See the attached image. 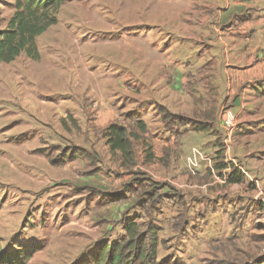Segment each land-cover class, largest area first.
Returning a JSON list of instances; mask_svg holds the SVG:
<instances>
[{
  "label": "rangeland",
  "instance_id": "374dc122",
  "mask_svg": "<svg viewBox=\"0 0 264 264\" xmlns=\"http://www.w3.org/2000/svg\"><path fill=\"white\" fill-rule=\"evenodd\" d=\"M232 2L234 13L228 16L226 10L229 0H65L57 12V23L35 39L40 54L38 60H32L25 53H21L10 63L0 62V256H9L13 264H75L97 246L109 244L122 237L115 234L114 238L97 244L98 238L95 237L103 230V225H98L99 229L90 233V224L83 225L79 218L74 221L70 220L72 216L60 217L62 209L78 207L77 199L81 197L76 192H82L88 199L98 195L86 190L87 187L80 188L77 185L78 191L72 189L76 199H68L71 193L67 191V185L58 182V178L56 181L53 177H47L49 172L42 169L39 160L42 155L52 164L60 151L62 154L71 151V143L61 141V145H52L49 150V147L36 148L32 141L25 142L29 134L34 137V132L41 130L40 124L34 121L39 119V114L25 102L32 96V87L56 85L50 84L47 78L40 82L37 76L53 71V83L59 75L60 78L64 76L62 79L68 81L71 86L82 87L80 90L87 99V90L98 86V78L94 75H97L98 62L103 58L106 64L119 70L117 74L121 78L124 76L123 87L130 91L132 96L136 95V98H133L141 104L140 107H144L146 112H151L156 98L155 103L159 105L153 106L154 113L161 120L162 117L165 118L166 121H162L168 129L177 130L185 120L167 116L160 109L162 83L153 88V78L156 72H160V61L164 60L165 55L171 54L177 58L185 50L183 56L186 62L194 60L192 64H186L187 69L192 68L193 74L194 69L208 66L207 60L214 56L213 53L216 54L214 44H220V30L225 31L228 25H244V40L239 39L249 51L256 46L255 51L261 56L258 61H264V0ZM239 2L242 4L240 7ZM13 11L14 0H0L2 27ZM147 17L154 26L155 40L158 42L152 52L146 49L145 31L141 30L143 27L136 29L134 25H140ZM170 34L180 41L169 49L167 36ZM246 50L244 48V52ZM240 53L236 50L233 57L239 59ZM198 56L201 58L196 62ZM134 58L138 61L137 85L129 79L130 67L132 70L134 67ZM149 60H154L151 62L154 65L153 71L147 72L151 65ZM237 67L239 66L236 64L235 68L240 70ZM263 71L264 66L252 72L251 76L258 72L263 75ZM233 73L243 72L234 70ZM262 75L253 77L247 89H244L246 82L240 84L237 89L234 88V91L229 87V108L234 109V113L229 116V131L232 129L229 137V158L223 155L226 148L224 140L221 139L223 127L220 122L215 123V117H220L225 105L221 101L218 82H208L210 90L196 89L195 94L191 92V98H186L185 114L190 116L193 108L201 110L194 116L199 120L196 122L208 123L210 128L190 139L191 147L197 148L203 155V159L197 156L198 166L203 161L210 164L204 159L208 156L214 171L209 170L207 163L204 168H208L206 170H209V176L212 178L219 179V175L225 178L231 171L244 177L240 184L221 183L223 189L219 193L220 200L214 201V212L209 216L205 212L197 215L198 212L192 209L185 216L188 220L183 222V217L179 215V205L171 201H178L177 193L163 186V180H154L155 177L162 176L164 171L159 167L150 168L149 165L142 164L153 174L147 176L150 179L144 177L142 191H151L154 196L145 195V200L148 201L144 203V207L138 202L134 213L131 212V217L134 216L133 219L142 227L149 222L158 229L163 251L160 257L167 264H252L253 261L264 260ZM211 76L215 77L213 74ZM117 77H107L106 86L109 83L119 86ZM194 80L196 79L191 77L187 84L191 91L193 86H205V80ZM128 95L126 92V96ZM125 97L123 96V101ZM129 99L125 98L127 107L133 106L135 101L131 99L129 102ZM87 110L67 118L70 126L76 122V127L74 125L71 130L76 137L81 135L79 128L86 131L89 125L91 126L92 113ZM75 113L78 114L77 111ZM127 114L129 116L127 112L123 114V118L125 124L131 127V120H126ZM50 127L46 134L54 133V138L57 139V128L53 124H50ZM187 127L190 128L189 125ZM224 133H227V130ZM66 140L72 141L71 138ZM35 156L38 160L34 159ZM145 157L142 156L139 161L142 162ZM169 157L165 154L164 159H159L158 166L165 164V167L178 171L177 163H171ZM185 164L187 173L192 176L187 157ZM215 165L229 166V169L217 173ZM119 170L117 165L116 171ZM186 171L183 170L179 175H185ZM176 177L178 178L175 176L173 179L175 182ZM160 187H164L169 193H163ZM221 195L225 197L221 198ZM158 196H162V199L153 202ZM62 197L67 199L59 207ZM65 214L68 215V211ZM90 236L95 242L87 240Z\"/></svg>",
  "mask_w": 264,
  "mask_h": 264
},
{
  "label": "crops",
  "instance_id": "0c3cea01",
  "mask_svg": "<svg viewBox=\"0 0 264 264\" xmlns=\"http://www.w3.org/2000/svg\"><path fill=\"white\" fill-rule=\"evenodd\" d=\"M232 4V0H229V6H227L226 10L228 16L230 13H234ZM238 4L239 7L242 5L241 2ZM147 21L148 17L140 25L139 23H134V25L136 29L143 27L141 30L145 31L146 49L152 52L155 45H158V42L156 41L157 39L155 40L153 24ZM243 29L244 25H228L225 31L220 30V44L219 46L214 44L217 52L216 54L213 53L212 55L214 56H211L207 60L208 66H204L203 69H194V73L192 74V68L187 69L186 64H192L194 60L186 62V58L183 56L185 54L184 50L177 58H174L171 54L165 55L163 57L164 60L160 61V72H156L153 78L155 80L153 88L161 83L163 85L160 106L172 115L184 117L188 116L185 114L187 113L185 105L187 96L190 97L191 92L195 94L196 89L210 90L208 82H218V87L221 91V101L225 105L220 117H215V123L220 122V126L223 127L221 131L223 132L222 138H220L222 141L224 140L226 145V148H224L225 152H223L225 158H229V137L232 132V129L229 131V126L225 122H230L229 116L234 113V109L231 110L229 108V87L233 88L232 91H234V88L237 89L240 84L246 82L247 85L244 89H247V86L252 82L250 80L254 79L253 77H261L262 75V72H258L254 76H251L252 72L264 66V61H258L261 56L255 51L257 50L256 46L253 47V50L249 51L248 47L244 46V42L239 39L244 40ZM205 31L211 32L209 29H205ZM167 39V44L170 46L169 49L177 45V41H180L171 34L167 36ZM163 44L166 43L163 42ZM244 48L247 49L245 52ZM236 50L241 52L239 59L233 57ZM177 51L179 53L180 50L177 48ZM250 56H252V61L250 60ZM198 57L196 62L201 58V56ZM133 61L134 67L133 70L130 67L129 79L137 85V58H134ZM213 61H215V64H213ZM149 62H154V60H149ZM236 64L240 70L235 68ZM153 65L151 63L147 72L153 71ZM234 70L243 73L234 74ZM117 73H119V70L113 65L106 64L105 59L102 58L101 62H98L97 75H94L98 78V86L97 88L87 90L86 94L88 98L86 99L84 93L80 90L82 87L71 86L68 81L62 79L64 76L60 78V75L55 80V83H53L52 76L54 73L53 71H49L47 74H39L37 79L41 82L47 78L50 84L56 85L32 87V96L25 100L28 106L39 114V119H34V121L38 122L41 127V130L34 132V137H31L32 135L29 134L25 142L32 141L36 148L49 147V150L52 145H61V141L73 145L71 151L68 153L63 152L62 154L60 151L59 156L52 161V164H50L47 157L43 155L40 157L42 169L49 172L46 174L47 177H53L56 181H58V178V182L67 185V191L71 193L68 199L75 198L72 189L78 191L77 185L80 188L87 187L86 190L98 195V197L88 199L82 192L78 191L76 193L81 197L77 199L78 204L76 206L78 207L70 210L62 209L60 212V217L72 216L70 220L76 221L79 218L78 220H81L83 225L90 224V233L94 229H99L98 225H103V230L98 234L95 233L97 234L95 238H98L96 239L97 244L101 243V241L114 238L115 234L123 236V225L126 219L131 218V212L134 213V208L138 205V202L142 203L141 200H145L146 191H142L144 188L142 184L145 182L143 179L152 174V172L144 168L142 164L149 165L150 168L159 167L164 171L162 176H157L154 180H163V186L177 193L179 203L175 204L179 205V209H181L180 213L183 210V216H186L192 209L198 212L197 215H202L205 212L209 216L212 211L214 212V201L220 200L219 193L223 189L221 183H226V179L220 175L219 179L209 176L208 171L212 172L214 170L213 167L212 169L210 168V164L204 161L195 169L192 176L190 175L191 173H187L185 160L193 148L191 147L190 139L191 137L195 138L197 135H201L200 131H194L187 127V125L179 126L177 130L168 129L165 123L154 113L153 106L155 104L159 105V103H155L156 98L151 106L152 111L146 112V109L140 107L141 104L134 99L136 95L132 96L131 92L123 87L122 78L124 76L121 78ZM211 74L215 75V77H212ZM109 76H118L117 82L120 85L109 83L106 86L107 77ZM191 77L196 79L194 81L205 80V86H198L199 88L193 86V90L191 91L187 86ZM126 92H128V96H126ZM223 93L224 96H222ZM123 96H126L125 98L128 99L130 97L129 102L131 99H134L133 106L127 107L125 98L123 101ZM197 105L199 104L197 103ZM84 109H88L92 113L91 117L93 121H91V126L89 125L86 131L79 128L81 135L80 137H76L74 132L71 131L74 129V125L76 127V122H73L72 126H70L67 118L80 115L79 113H83ZM76 111L78 114L75 113ZM127 112H129V116L127 114L126 120H131V127L125 124V119L123 118V114L125 115ZM200 112L201 110L193 108L192 114L187 118L196 122L197 119L194 116ZM140 121L146 126V130L142 131L137 126V123ZM50 124H53L57 128L59 134L57 139L54 138V133L52 135L46 134L47 130L51 128ZM111 124L125 126L128 132H130L135 154L134 163H123L121 151H112L109 148L103 132ZM225 130H227V133H224ZM68 138H71L72 141H67L66 139ZM77 138H79L78 141ZM146 154H151V157L148 160L143 159L142 162L139 161ZM165 154L170 156L171 163L172 161L177 163L178 171H175L173 168L169 169L167 166L165 167L163 162L164 166H158L159 159H164ZM206 157L208 158V156ZM34 159L38 160V157L35 156ZM206 163L209 170H206L208 168H204L206 167ZM117 165L120 168L119 171H116ZM224 169H229V166L222 165L219 170L216 168V172L219 173V171ZM183 170L186 171V174L179 175ZM158 174L161 175V173ZM170 174H174V176ZM175 176H178V178L176 177V182L175 180L173 181ZM228 185L231 184L228 183ZM162 191L163 193H169L164 187ZM115 194L119 195V197L113 199ZM224 197V195H221V198ZM65 199L67 198H61L59 207ZM160 199L162 198L160 197ZM195 205L199 206L193 208ZM67 211L68 215L65 214ZM185 220L188 219L185 218ZM87 240L95 242L92 236ZM161 244L157 248V264H167L160 257V254L163 253ZM252 264H264V260H256Z\"/></svg>",
  "mask_w": 264,
  "mask_h": 264
},
{
  "label": "trees",
  "instance_id": "16d2710c",
  "mask_svg": "<svg viewBox=\"0 0 264 264\" xmlns=\"http://www.w3.org/2000/svg\"><path fill=\"white\" fill-rule=\"evenodd\" d=\"M65 0H14V11L6 20L2 27V18L0 17V62L10 63L15 60L21 53L32 60L40 58L35 39L45 32L50 26L57 23V12ZM163 110L167 116H176L180 120H185L182 125H189L194 131H208V123H198L190 121L183 116L172 115L167 110ZM163 121H166L162 117ZM137 126L146 130L143 122H138ZM106 142L112 151L120 150L123 163L132 164L135 162V154L131 142V135L125 126L119 124L109 125L103 132ZM151 154H146V160ZM220 169V165H215ZM229 184H240L244 181L241 174L230 172L226 177ZM163 188V187H160ZM145 195L153 197V192H146ZM119 195L113 197L118 198ZM162 196L153 199L157 202ZM148 200H141L142 207ZM179 203L176 200H171ZM149 209V208H148ZM184 212L179 215L183 217ZM131 217L123 225L124 235L116 241L109 244H102L95 249L86 253L75 264H156L157 248L161 244L158 238V229L151 223L145 227L140 226L135 219ZM0 264H13L9 256H0Z\"/></svg>",
  "mask_w": 264,
  "mask_h": 264
},
{
  "label": "built area",
  "instance_id": "2783aa9c",
  "mask_svg": "<svg viewBox=\"0 0 264 264\" xmlns=\"http://www.w3.org/2000/svg\"><path fill=\"white\" fill-rule=\"evenodd\" d=\"M225 124L228 126L231 125L230 122H225ZM197 156H199V158L203 159V155L201 154V152L197 148H192L190 155L187 157V163H188L189 167L192 168V173H194L195 169L198 167ZM204 159L207 160L211 165L210 159H208L206 157ZM210 168L212 169V166H210ZM243 173L245 175H247L246 172H243Z\"/></svg>",
  "mask_w": 264,
  "mask_h": 264
}]
</instances>
